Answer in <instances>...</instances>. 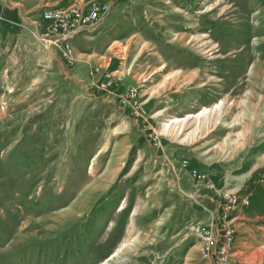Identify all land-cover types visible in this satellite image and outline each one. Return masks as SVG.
Here are the masks:
<instances>
[{
	"label": "rangeland",
	"instance_id": "obj_1",
	"mask_svg": "<svg viewBox=\"0 0 264 264\" xmlns=\"http://www.w3.org/2000/svg\"><path fill=\"white\" fill-rule=\"evenodd\" d=\"M119 6L80 39L100 52L79 78L94 85L48 78L44 53L28 85L0 81V264H206L193 227L236 192L252 198L237 264H264V0ZM111 67L117 102L97 88ZM128 89L144 118L119 103Z\"/></svg>",
	"mask_w": 264,
	"mask_h": 264
},
{
	"label": "built area",
	"instance_id": "obj_2",
	"mask_svg": "<svg viewBox=\"0 0 264 264\" xmlns=\"http://www.w3.org/2000/svg\"><path fill=\"white\" fill-rule=\"evenodd\" d=\"M119 0H73L72 2L56 7H46L41 11L42 19L48 23L49 32L55 38V44L60 49L61 58L68 67L76 66L74 38L81 33H94L103 27L106 19L117 5ZM130 2L131 0H126ZM2 19L0 17V26ZM101 68H95L92 76L96 77ZM98 79L97 88L103 92H111L118 86L119 80L112 71H102ZM138 90L128 89L120 95L119 103L129 109L135 118H144L146 111L137 101ZM154 143L159 147L158 138ZM183 168H189V162H182ZM196 177L198 171L193 169ZM251 205L249 193H226L220 204L218 222L194 225L193 230L200 239L202 258L212 264H237L235 243L237 231L234 226L235 214L241 208Z\"/></svg>",
	"mask_w": 264,
	"mask_h": 264
},
{
	"label": "crops",
	"instance_id": "obj_3",
	"mask_svg": "<svg viewBox=\"0 0 264 264\" xmlns=\"http://www.w3.org/2000/svg\"><path fill=\"white\" fill-rule=\"evenodd\" d=\"M72 1L73 0H0V17L2 19V23L0 26V81L1 82L4 81L5 76L11 78L14 75V73H16L15 77L17 79L19 78V80H22L21 85L23 86L28 85L29 84L28 81L32 77V75H28V74L32 73V68L36 60V58L33 59V57H35V54L44 53L46 57L45 59H53V60L55 59L53 64H49L50 68L48 70V75H47L48 78L49 77L52 78V76H55L59 80L70 81L73 80L72 77H75L74 75H76L77 79L80 80L83 84L94 85V83L92 82L91 79H89V77H88V82L84 81V79H79V78H81L80 74L83 75V73L87 71L86 72L87 75L88 72L92 70L93 68L92 66L94 65L92 64L91 60L95 56H97L96 54L97 52L100 53L99 51H96L93 48L85 49L83 46H81L80 39L82 38L83 34L90 35V36H86L88 42L95 38V36L92 35L95 32L81 33L74 38L73 42L75 46L77 63L75 67L69 68L61 58L60 49L55 44V38L52 37V35L49 32L48 23L45 22L41 17L42 9L46 7H56ZM121 3L126 4L128 6V2L126 0H119L117 5L110 13L112 17L115 15V10L116 9L118 10V7H120L119 5H121ZM110 18L108 17L105 22L107 23V21ZM81 48H83L82 51ZM78 49L81 52H79ZM100 57L106 59V56H104L103 54ZM100 62L103 66H105V68L111 65L110 61L106 63L107 60L102 61L101 59L95 64L99 65ZM111 69L115 75L120 72L118 70H113L112 67ZM71 71H73V73ZM117 77L120 79L122 76H117ZM25 81H27V84H25ZM124 83L125 81L118 82V86L115 87L107 97L109 101L117 102L118 93L120 92L121 89L125 88ZM9 86L16 87L17 85L10 83ZM20 113L22 114V112H18L17 114L20 116ZM34 113L35 112H31L29 116H32ZM208 198H210L209 200L211 202L215 203L214 204L215 208L207 210V207H204V210L209 211L208 219H211V221L212 220L215 221L214 219L216 217L218 218L219 216L218 214L219 202L215 200L213 197H208ZM240 211L241 210H239L235 214V220L238 219L246 220L245 218L239 215ZM203 261H205L206 264H212V262L209 260L203 259Z\"/></svg>",
	"mask_w": 264,
	"mask_h": 264
},
{
	"label": "bare ground",
	"instance_id": "obj_4",
	"mask_svg": "<svg viewBox=\"0 0 264 264\" xmlns=\"http://www.w3.org/2000/svg\"><path fill=\"white\" fill-rule=\"evenodd\" d=\"M200 116H201V114L198 115V117H200ZM163 131L166 134H171V135L177 136V137H179L182 134L181 128H179V129H175V128L172 129L171 126H170V124H165L164 127H163ZM93 166H94V164H93Z\"/></svg>",
	"mask_w": 264,
	"mask_h": 264
},
{
	"label": "trees",
	"instance_id": "obj_5",
	"mask_svg": "<svg viewBox=\"0 0 264 264\" xmlns=\"http://www.w3.org/2000/svg\"><path fill=\"white\" fill-rule=\"evenodd\" d=\"M251 204H252V198H251ZM251 206V205H250Z\"/></svg>",
	"mask_w": 264,
	"mask_h": 264
}]
</instances>
